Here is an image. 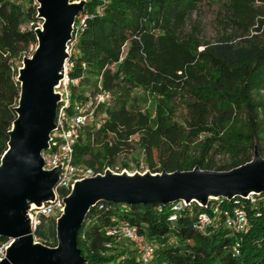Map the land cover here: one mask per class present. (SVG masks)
Wrapping results in <instances>:
<instances>
[{
    "label": "trees",
    "instance_id": "trees-1",
    "mask_svg": "<svg viewBox=\"0 0 264 264\" xmlns=\"http://www.w3.org/2000/svg\"><path fill=\"white\" fill-rule=\"evenodd\" d=\"M202 1H87L78 17L79 22L85 20L76 24L70 59L72 98L109 97L98 106L101 126L87 128L75 146L76 164L97 174L115 170L116 159L128 155L136 139L154 173L196 166L227 171L252 160L264 110V103L253 97L264 84V13L247 22L246 4L234 0L238 24L248 37L236 44H205L200 50L203 44L183 37L182 30ZM246 1L264 6V0ZM37 7V0H0V159L8 148L20 98L13 62L37 47L36 25L29 27L40 22ZM137 90L155 96L154 118L137 106ZM243 113L249 132L237 127ZM219 155H228L232 162L217 166ZM255 199H220L207 209L191 204L176 221L170 219L175 214L172 205L100 203L83 223L79 248L86 264H143L129 245L106 248L113 241L108 232L128 224L156 242L148 264H264V194ZM216 204L221 212L206 232H200L198 215ZM237 205H244L249 214V225L241 233L224 224L225 213ZM36 236L55 247L56 224L43 223Z\"/></svg>",
    "mask_w": 264,
    "mask_h": 264
},
{
    "label": "water",
    "instance_id": "water-1",
    "mask_svg": "<svg viewBox=\"0 0 264 264\" xmlns=\"http://www.w3.org/2000/svg\"><path fill=\"white\" fill-rule=\"evenodd\" d=\"M37 47L24 56L18 70L20 98L9 131L8 148L0 159V238L11 240L0 264H86L78 235L91 211L100 203L157 204L182 202L207 209L212 201L249 199L264 194V157L254 146L251 161L227 171L192 170L154 173L115 172L107 168L94 177L76 181L63 199L56 220L55 247L37 242L31 211L56 200L61 167L45 169L43 153L56 131L62 95L78 17L86 0H37Z\"/></svg>",
    "mask_w": 264,
    "mask_h": 264
},
{
    "label": "built area",
    "instance_id": "built-area-1",
    "mask_svg": "<svg viewBox=\"0 0 264 264\" xmlns=\"http://www.w3.org/2000/svg\"><path fill=\"white\" fill-rule=\"evenodd\" d=\"M99 1L107 2L108 0ZM84 20L85 19L79 22L77 19L76 24H82ZM40 22L36 24L31 23L29 27H33L34 25H36V28L41 27ZM74 31L73 40L69 44V53L71 56L74 52L77 32L76 25ZM71 67L72 64L69 61L67 63L66 77L61 83V86L57 89V92L62 95V101L57 111V128L52 134L50 149L43 153L46 170H53L61 167L60 180L55 189L56 200L54 203L45 204L42 208L34 209L30 213L35 239L37 242L41 243H43L42 240L36 236L37 229L43 223L48 224L54 222L56 224V220L61 216L64 208L63 199L70 194L74 183L97 175L93 168L75 163V146L79 139L83 137L87 128H99L101 126L102 120H99L97 114L98 106L100 103L107 100L109 95L98 94L94 97L86 95L84 99H73L70 89L71 81L69 79V69ZM113 171L119 172L118 168H115ZM255 197L256 196H251L247 200L255 203ZM185 207L187 206L182 202L172 204V210L175 214L170 219L176 221L178 214L181 213ZM220 212V205L216 204L210 208L209 212L200 213L196 220V228L200 232H206L208 227L214 222V216ZM224 224L235 233L245 231L249 225V214L246 207L244 205H237L233 209L227 211L224 217ZM108 235L113 239L112 242L106 245L108 250L129 245L136 250L143 264H148L151 261L157 249L156 242L149 239L146 235H141L135 227L128 224L117 226L115 229L109 231ZM10 244L11 240L0 238V259L6 257L7 249Z\"/></svg>",
    "mask_w": 264,
    "mask_h": 264
},
{
    "label": "rangeland",
    "instance_id": "rangeland-1",
    "mask_svg": "<svg viewBox=\"0 0 264 264\" xmlns=\"http://www.w3.org/2000/svg\"><path fill=\"white\" fill-rule=\"evenodd\" d=\"M246 4L245 11L248 15L247 22H251L256 16L264 13V6L260 2L248 3L246 0H242ZM42 25V21L40 22ZM246 30L241 24H238V13L235 8L234 0H203L198 8L189 16L183 30V37H192L201 44L200 50H204L208 45H215L224 43L227 40L231 43H240L248 36ZM34 48L31 47L29 53L23 55L20 58L14 59V67L18 73L19 68L22 67V60L24 56H31ZM256 102L264 103V84L257 88L253 94ZM136 103L139 108L151 118L155 117L156 98L155 96L148 94L142 90H137L135 93ZM181 115L185 114L183 107H181ZM103 117L99 116V120ZM259 142L264 150V110L260 112L259 117ZM237 127L244 132L251 130V125L246 113L240 116L237 121ZM254 156V152H252ZM264 157V151H263ZM156 159V158H155ZM154 159V161H155ZM217 166H228L232 162V158L228 155H219L215 159ZM127 165L126 169L131 173L145 172L149 168V160L146 152L138 144V139L132 143V151L128 155H121L116 159L115 166L118 171H123L124 165Z\"/></svg>",
    "mask_w": 264,
    "mask_h": 264
}]
</instances>
